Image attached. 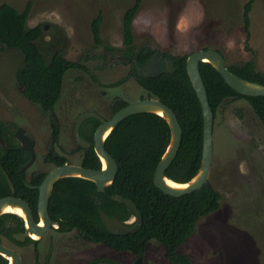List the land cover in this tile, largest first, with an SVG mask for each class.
Masks as SVG:
<instances>
[{"label": "rangeland", "instance_id": "1", "mask_svg": "<svg viewBox=\"0 0 264 264\" xmlns=\"http://www.w3.org/2000/svg\"><path fill=\"white\" fill-rule=\"evenodd\" d=\"M20 9L31 1L30 27L41 26L37 40L49 59L60 51L68 60L81 62L86 69L73 67L64 75L61 97L55 106L63 121L62 139L73 143V125L79 114L94 110L110 116V104L117 97L132 102L147 91L130 77L131 64L122 59L123 15L136 0H0ZM246 0H141L133 20L135 45L152 46L172 54L214 48L221 50L228 65L254 60L264 72V0H255L250 12V36L242 18ZM102 15L103 43L96 44L92 20ZM17 48L0 50V119L24 125L34 118L31 132L36 139L37 158L27 172L50 169L43 161L51 135L48 113L30 101L16 79L23 64ZM238 110H241L240 115ZM27 115V117H26ZM26 117L25 119H22ZM66 123V125H65ZM29 124H32L30 122ZM57 151L58 148H56ZM74 163L80 155L70 154ZM210 180L221 192L220 207L200 217L193 234L178 248L194 264H264V125L246 99L225 101L214 124V162ZM134 221V216L128 219ZM22 255L23 264H134L138 256L94 241H85L77 232L50 231L38 242L22 245L6 241ZM140 264H177L168 260L165 246L151 239Z\"/></svg>", "mask_w": 264, "mask_h": 264}, {"label": "trees", "instance_id": "2", "mask_svg": "<svg viewBox=\"0 0 264 264\" xmlns=\"http://www.w3.org/2000/svg\"><path fill=\"white\" fill-rule=\"evenodd\" d=\"M254 1L246 0L243 5L242 18L247 38L250 36V12ZM140 6L141 0H136L123 15L122 60L131 64V67L129 73L118 83L121 84L128 78L134 77L147 91L148 96L158 97L176 112L184 132L179 151L167 168L166 174L176 181L185 182L196 174L201 165L204 129L201 102L187 71L189 54L174 55L176 69L173 72H164L158 76L142 75L134 62L138 47L134 43L133 31V20ZM30 13L31 1L23 9L7 1L0 3V50L17 48L23 53V64L16 74L17 83L30 101L45 111H51L61 97L67 70L73 67L86 69V66L81 62L68 60L60 51H55L47 59L37 44V40L44 35V29L39 25L34 27L28 25ZM101 25L102 15L98 14L91 24L96 44L103 43ZM170 54L165 51L166 56ZM149 57V54L142 52L139 55V61L145 63ZM228 66L234 73L264 84V72L256 69L254 60ZM200 69L215 117L219 107L225 101L243 98L251 104L264 125V96H248L236 91L208 61H202ZM127 103L128 101L122 97L115 98L111 103L112 113ZM238 111L242 115L241 110ZM86 123H92L94 131L99 120L88 118ZM13 128L12 122L0 119V137L9 145L13 140ZM56 135L57 124H54L53 136ZM170 137L169 124L158 113L139 112L124 118L105 140L107 150L119 165L114 181L106 187L105 191H99L95 182L90 179L80 176L61 178L57 181L49 202L53 219L59 221L63 227L61 229H66L64 227L66 225L74 226L89 240L102 242L118 251H131L138 257L144 254L147 242L155 239L164 244L166 257L171 262L194 264L189 254L177 250L193 234L200 217L220 207L222 195L213 185H204L200 189L181 196L165 193L156 186L154 173ZM89 139L93 143V138ZM85 151L83 165L100 168L101 161L94 146L86 148ZM29 157V152L25 149L17 146L5 148L0 140V197L14 193L7 173L14 181L16 190L20 189L19 194L31 201L37 199V189L32 190L25 185L22 182L24 174L18 172L19 167ZM52 158L55 160L54 157ZM42 177L43 174L38 177L36 183ZM116 193L132 198L141 210L143 224L138 231L116 234L108 230L103 222L101 209L122 221L134 216L133 210L126 203L112 198V195ZM23 228L22 219L18 214L6 212L0 216V233L7 235L14 242L24 243L13 236L14 232ZM105 259L112 264H123L114 259ZM97 261L98 259H93L87 264H94ZM7 263L8 258L0 254V264Z\"/></svg>", "mask_w": 264, "mask_h": 264}, {"label": "water", "instance_id": "3", "mask_svg": "<svg viewBox=\"0 0 264 264\" xmlns=\"http://www.w3.org/2000/svg\"><path fill=\"white\" fill-rule=\"evenodd\" d=\"M144 51L146 54H151L150 58L145 63L139 61V54ZM202 61L210 62L221 74L224 80L236 91L248 96H264V84L244 78L234 73L226 62L224 53L219 49L207 48L194 50L187 57V71L189 77L195 87L198 97L201 102L203 111V155L201 165L196 174L185 182L176 181L167 176L166 170L175 159L183 138V126L176 112L169 105L161 101L158 97L149 96L142 97L117 110L110 118L103 117L99 112L90 110L82 113L76 122L75 135L77 142L82 146H90V142L83 139L79 129L81 123L87 118H97L100 120L94 134V148L101 160L100 168L85 167L73 163H64L53 168L47 173L44 180L40 184L39 193V214L40 221H35L30 204L15 195H6L0 197V216L8 210V207H20L24 212L26 221V230L14 233V237L24 240L25 237L37 239L44 236L54 222L49 211V200L56 182L64 176H80L90 179L95 182L97 190L104 191L111 184L118 172L119 165L114 156L107 150L105 140L113 128L129 115L139 112H155L163 116L171 130L170 141L165 152L161 156L154 173V183L165 193L181 196L200 189L204 185H212L210 180L211 170L214 162V124L215 114L209 101V94L200 69ZM134 62L138 71L144 76H158L164 72L175 71L174 54L165 56V52L160 48L152 46L140 47L134 56ZM15 136L21 142L20 147L27 149L30 152V159L21 167V170L27 168L35 159V140L30 135L24 132L22 127H19ZM2 144L4 140L0 137ZM105 161V165L103 164ZM8 180L14 189L13 180L7 175ZM171 179L184 186H173L167 183ZM114 200L126 203L134 212V221H122L117 216H111L105 211H101V217L108 228L116 234H128L136 232L143 224V214L136 202L129 197L116 193L112 195ZM15 213V212H14ZM17 214V213H16ZM41 220L43 223L41 224ZM56 223V222H55ZM35 234L37 237H34ZM0 254L8 258L7 264H23L20 252L14 247L7 245L0 238ZM142 255L137 258L134 264H140Z\"/></svg>", "mask_w": 264, "mask_h": 264}, {"label": "flooded vegetation", "instance_id": "4", "mask_svg": "<svg viewBox=\"0 0 264 264\" xmlns=\"http://www.w3.org/2000/svg\"><path fill=\"white\" fill-rule=\"evenodd\" d=\"M140 48V47H139ZM138 48V49H139ZM156 48V47H155ZM164 51V50H163ZM137 52V51H136ZM142 52H144V51H142ZM141 52V53H142ZM165 52V51H164ZM145 53V52H144ZM146 54V53H145ZM172 54V53H171ZM140 55V54H139ZM150 56H151V54H149ZM166 56V55H165ZM170 56V55H169ZM168 57V56H167ZM175 57V56H174ZM150 58V57H149ZM148 58V59H149ZM146 62V61H145ZM20 87V86H19ZM21 88V87H20ZM22 89V88H21ZM59 101V100H58ZM58 103V102H57ZM57 103H56V105H57ZM55 105V106H56ZM41 110L43 111V113H48V116H49V119H50V126H51V135H50V138H49V140H48V143H47V147H48V153L45 155V157H44V159H43V161L45 162V164H49V165H52V167L50 168V169H43V168H41L40 170H33V171H31L30 173H28L27 172V170H28V168H30L31 167V165H33V163L35 162V160H36V158H37V153H36V150H35V155H36V157H35V159H34V161L27 167V168H25V169H23V170H21V167L30 159V157H29V159L27 160V161H25L20 167H19V169H18V172L20 173V174H24V176H23V179H22V182L25 184V185H27L30 189H32V190H34V189H37V199L36 200H33V201H31V200H29V199H27V198H25V197H23L21 194H19V190L20 189H17L16 190V188H15V185H14V189L12 188V186H11V184H10V182H9V184H10V186H11V190H12V192H14V193H12V194H10V195H15V196H18V197H20V198H22V199H24V200H26L29 204H30V207H31V209H32V212H33V215H34V218H35V221H37V222H39L40 221V214H39V193H40V188H39V186H40V184L42 183V181L44 180V178H45V176L47 175V173L49 172V171H51L53 168H55V167H57V166H59V165H62V164H64V163H73V164H77V165H82V166H84L83 165V161H84V158L86 157V151H85V149L86 148H89V147H91L92 145L94 146V134H95V130H96V128H97V126L99 125H97L96 126V128L94 129V131H93V127H92V123H86L87 122V120H88V118L87 119H85L82 123H81V126H80V129H79V132H80V135H81V137L83 138V139H85L86 141H88V142H90L91 144H90V146H82L81 144H79L78 142H77V139H76V135H75V126H76V122H77V119H78V117L82 114H79L78 115V117L76 118V120H75V123H74V125H73V131H72V136H73V143L74 144H72L71 142H69L68 140H65V139H62V136H61V133H62V130H63V118H66V119H68L69 117H68V115H66V114H64L63 116H61L62 117V120H61V117L56 113V110H55V108L53 109V110H51V111H45V110H43L42 108H41ZM110 110H111V113H110V116L109 117H107V118H110L114 113H112V108H111V104H110ZM101 114V113H100ZM103 117H105L103 114H101ZM28 116H29V121L28 122H26V123H24V125H23V123L22 124H20V123H17V122H13V124H14V128H13V140H11V145H9L4 139V147L5 148H9V147H15V146H17V147H19V148H21L20 147V144H21V142L18 140V138L15 136V132H16V130L19 128V127H22L23 129H24V132L25 133H27L28 135H30L32 138H34V140H35V145H36V139H35V137H34V134L31 132V130H32V128L35 126L34 125V118L31 116V115H29L28 114ZM26 117H27V115H26ZM26 117H23L22 119H25ZM92 118H94V117H92ZM106 118V117H105ZM90 119V118H89ZM97 119V118H96ZM99 120V119H98ZM30 122H32V124H29ZM99 123H100V120H99ZM54 124H57V135L54 137L53 136V130H54ZM65 125H66V123H65ZM93 138V143H92V141L89 139V138ZM11 139H12V137H11ZM78 146H80L81 148H79ZM34 148H35V146H34ZM56 148H58V150L59 151H57L56 150ZM22 149H24V148H22ZM95 149V148H94ZM26 151H28L27 149H25ZM29 152V151H28ZM66 152H68V153H70V154H74V155H80V157H81V159H80V161L78 162V163H74L73 162V160L70 158V156H66L65 155V153ZM50 154H52L51 156L52 157H54V159L55 160H53V158L50 156ZM29 156H30V152H29ZM59 161H61V162H59ZM101 161V160H100ZM41 174H43V177H42V179H40V181L38 182V183H36L37 182V179H38V177H40V175ZM6 175H8L7 173H6ZM9 176V175H8ZM64 177H67V176H64ZM64 177H62V178H64ZM60 180V179H59ZM33 182H35V183H33ZM57 183V182H56ZM13 184H14V181H13ZM56 185V184H55ZM20 187V186H19ZM54 188H55V186H54ZM54 188H53V190H54ZM106 190V189H105ZM104 190V191H105ZM52 193H53V191H52ZM23 195H24V192H23ZM29 195V194H28ZM52 195V194H51ZM6 196V195H5ZM51 198V197H50ZM49 202H50V200H49ZM49 211H50V209H49ZM101 211H102V209L100 210V214H101ZM104 211V210H103ZM4 214V213H3ZM2 214V215H3ZM19 215V214H18ZM50 215H51V211H50ZM19 217H20V219H22V225H23V229L22 230H20V231H17V232H22V231H25L26 230V221H25V219H24V217L23 216H21V215H19ZM51 217H52V215H51ZM52 219H53V217H52ZM103 220V219H102ZM53 223H52V226H51V229L44 235V236H42V237H40V238H37V239H34V238H31V237H29V236H27V237H25V239L24 240H20V239H17V238H15V239H17V240H20V241H23L24 243L22 244V245H26V244H29V243H34V245H35V251H36V253L38 254V242H39V240L40 239H42L43 237H45L48 233H50V231H52V230H55V231H58V232H62V233H66V232H70V231H75V232H77L78 233V235L82 238V239H84L85 241H89V239H87L86 237H84V236H82L80 233H79V230L76 228V227H70V225H66V226H64L66 229H61V224H59V221L58 220H55V219H53ZM56 222V223H55ZM104 222V221H103ZM7 223L9 224V220H7ZM11 223L14 225V222H13V220H11ZM63 228V227H62ZM61 229V230H60ZM14 233H16V232H14ZM14 233H13V236H14ZM0 238H1V240L4 242V243H6L7 244V240H9V241H13L12 239H10V238H8V236L7 235H4L2 232L0 233ZM28 239H30V241L28 240ZM92 241V240H91ZM14 242V241H13ZM95 242V241H94ZM100 243H102V242H100ZM104 244V243H103ZM7 245H9V244H7ZM11 246V245H10ZM13 247V246H12ZM15 248V247H14ZM16 249V248H15ZM21 254V253H20ZM22 256V255H21Z\"/></svg>", "mask_w": 264, "mask_h": 264}, {"label": "bare ground", "instance_id": "5", "mask_svg": "<svg viewBox=\"0 0 264 264\" xmlns=\"http://www.w3.org/2000/svg\"><path fill=\"white\" fill-rule=\"evenodd\" d=\"M103 164L105 165V161H103ZM167 183H169L170 185L176 186V187L184 186V185H182L180 183H177L176 181L171 180V179H168ZM8 210L12 211V212H15V213H17V214H19L21 216L24 215V212H23V210L20 207H12V206H10V207H8ZM42 223H43V220H41V224ZM33 235H34V237H37L35 234H33Z\"/></svg>", "mask_w": 264, "mask_h": 264}]
</instances>
